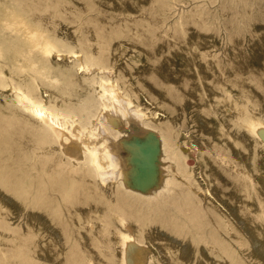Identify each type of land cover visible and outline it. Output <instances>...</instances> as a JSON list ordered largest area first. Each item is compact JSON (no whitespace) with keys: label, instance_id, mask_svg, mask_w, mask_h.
<instances>
[{"label":"rangeland","instance_id":"1","mask_svg":"<svg viewBox=\"0 0 264 264\" xmlns=\"http://www.w3.org/2000/svg\"><path fill=\"white\" fill-rule=\"evenodd\" d=\"M101 76L169 133L160 180L126 205L71 167L16 94L83 123ZM253 123L264 124V0H0V264H121L122 214L142 246L134 261L264 264Z\"/></svg>","mask_w":264,"mask_h":264},{"label":"bare ground","instance_id":"2","mask_svg":"<svg viewBox=\"0 0 264 264\" xmlns=\"http://www.w3.org/2000/svg\"><path fill=\"white\" fill-rule=\"evenodd\" d=\"M57 55L65 56L63 53ZM78 66L88 72L95 68L82 63ZM16 94L22 110L40 127L50 132L60 150L69 158L71 167L78 163L86 164L88 173L98 182L96 186L109 184L108 189L116 191L115 198L120 199V205H126L130 196L134 201L139 200L142 195L136 191L150 192L151 184L160 180L163 167L158 139L163 140L162 148L166 151L170 146L168 130L165 125L149 120L148 112L124 94L113 80L100 77L96 92L85 109L86 120L83 123L78 121L77 113L56 109L54 105L34 98L22 88L18 87ZM131 124L144 128L141 137L132 134L127 139L118 140L120 130ZM251 129L264 150V124L253 123ZM123 149L128 150L126 158L122 156ZM170 181L166 180V183ZM121 217L124 227L119 245L121 264H149L139 257L134 261L132 252L142 246L135 241L129 221L124 219L125 214Z\"/></svg>","mask_w":264,"mask_h":264}]
</instances>
